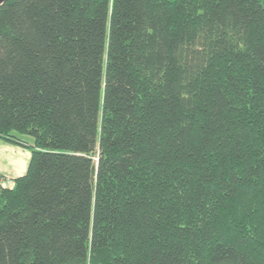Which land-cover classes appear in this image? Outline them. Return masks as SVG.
Here are the masks:
<instances>
[{"label":"trees","instance_id":"obj_1","mask_svg":"<svg viewBox=\"0 0 264 264\" xmlns=\"http://www.w3.org/2000/svg\"><path fill=\"white\" fill-rule=\"evenodd\" d=\"M0 264H264V0H4Z\"/></svg>","mask_w":264,"mask_h":264},{"label":"crops","instance_id":"obj_2","mask_svg":"<svg viewBox=\"0 0 264 264\" xmlns=\"http://www.w3.org/2000/svg\"><path fill=\"white\" fill-rule=\"evenodd\" d=\"M13 145L0 139V148L7 151L0 155V175L11 178L21 175L24 168L23 161L18 157L20 153Z\"/></svg>","mask_w":264,"mask_h":264},{"label":"rangeland","instance_id":"obj_3","mask_svg":"<svg viewBox=\"0 0 264 264\" xmlns=\"http://www.w3.org/2000/svg\"><path fill=\"white\" fill-rule=\"evenodd\" d=\"M12 134L17 138L18 140L22 141L25 145L24 146H18V145H13L15 149L19 151V158L23 161V172H25L27 163L29 161L30 155H31V149L33 147V138L30 134L28 133H20L16 130L12 131ZM7 153V151L3 150V148H0V155L3 153Z\"/></svg>","mask_w":264,"mask_h":264},{"label":"built area","instance_id":"obj_4","mask_svg":"<svg viewBox=\"0 0 264 264\" xmlns=\"http://www.w3.org/2000/svg\"><path fill=\"white\" fill-rule=\"evenodd\" d=\"M14 185V181L11 177L0 175V191L6 188H11Z\"/></svg>","mask_w":264,"mask_h":264},{"label":"water","instance_id":"obj_5","mask_svg":"<svg viewBox=\"0 0 264 264\" xmlns=\"http://www.w3.org/2000/svg\"><path fill=\"white\" fill-rule=\"evenodd\" d=\"M2 1H4V0H0V3H1Z\"/></svg>","mask_w":264,"mask_h":264}]
</instances>
